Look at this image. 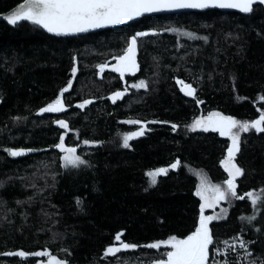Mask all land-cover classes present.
<instances>
[{
  "label": "trees",
  "instance_id": "trees-1",
  "mask_svg": "<svg viewBox=\"0 0 264 264\" xmlns=\"http://www.w3.org/2000/svg\"><path fill=\"white\" fill-rule=\"evenodd\" d=\"M20 1L0 0V13ZM138 32L148 33L137 38L138 68L121 77L111 70L114 57ZM99 65H106L102 73ZM69 80L66 110L41 113ZM177 80L195 95H185ZM140 81L145 88L134 87ZM116 92L123 96L113 103ZM262 97L260 5L245 15L215 9L147 15L71 37L0 21V264H42L51 256L61 264L159 260L166 248L147 245L185 237L198 222L197 173L220 187L226 180L220 160L229 137L192 131L193 119L215 111L251 123L264 112ZM85 100L92 103L78 107ZM142 127L144 134L124 147L123 137ZM60 135L83 164L65 166L56 147ZM13 147L30 153L11 156ZM234 162L243 170L236 192L245 198L229 196L224 216L209 222L208 264H264V132H241ZM159 168L168 172L151 186L146 173ZM250 192L261 197L255 206ZM119 233L136 247L106 256ZM20 251L28 255H7Z\"/></svg>",
  "mask_w": 264,
  "mask_h": 264
},
{
  "label": "snow or ice",
  "instance_id": "snow-or-ice-1",
  "mask_svg": "<svg viewBox=\"0 0 264 264\" xmlns=\"http://www.w3.org/2000/svg\"><path fill=\"white\" fill-rule=\"evenodd\" d=\"M264 5V0H25V3L18 10H14L12 14L7 15L4 19L10 25H16L18 22L27 21L45 29L49 33L56 35H71L76 33H84L90 29L104 28L110 25H120L128 21L134 20L146 13H156L162 11H171L176 9H237L242 13H250L253 11L254 4ZM148 35L145 32H138L133 36L123 55L114 57L117 63L112 67V71L124 76L126 72L133 73L137 70L136 49L137 38ZM102 73L106 65H99ZM76 68L72 69V76L75 77ZM181 85V91L187 96H194L195 89L186 84L182 80H177ZM72 87V80L68 85L60 91L57 98L49 103L46 107L40 109L41 113H59L66 110L63 101L64 93L68 92ZM136 88H145L144 81L134 85ZM122 92H116L112 97L113 103L122 98ZM261 99H264L262 97ZM92 103L85 100L78 107L84 108ZM59 127L68 129V124L63 121H57ZM130 123H140L139 121H130ZM154 123V121H153ZM264 112L260 114L259 119L248 123L241 122L232 117H227L219 112L209 113L207 117L197 119L190 126L192 131L201 129L205 132H218L221 136L229 137L231 146L227 150V156L222 161L225 171L229 178L225 181L226 189H222L218 185H210L203 175L200 176V184L197 188L196 195L203 201L200 205V221L199 226L187 238L180 239L176 236L170 237L167 241L157 242L147 245V247L159 249L161 244L170 246L171 250L166 253V260H159L157 264H208L209 246L213 243L212 236L209 231V222L217 219L216 216H205L204 210L215 208L220 201L226 200L229 196L237 199H244L236 192V178L243 175V170L234 162L239 152L240 133L254 129L256 132H264ZM175 129L176 125H172ZM235 130V131H234ZM144 127L140 131L127 134L123 137V146L128 147L129 141L137 136L144 134ZM87 144L88 142L85 141ZM65 155L63 160L65 166L77 167L84 161L76 155L75 148H66L64 145V136L60 137V143L56 145ZM11 156L24 155L23 150H8ZM179 161L171 165L172 169L179 166ZM167 168H159L146 173L149 177L151 186L157 183V177L166 175ZM211 193V195H209ZM255 206L261 199L255 193L246 194ZM255 219V216L247 218ZM122 233L115 236V240L119 242L120 247H109L105 255L115 254L122 249L135 248V245L124 243L121 240ZM243 247V245H241ZM7 255H16L25 257L23 251L16 253H7ZM36 257L50 256L47 252H36ZM48 264H61L56 257L51 256Z\"/></svg>",
  "mask_w": 264,
  "mask_h": 264
},
{
  "label": "rangeland",
  "instance_id": "rangeland-1",
  "mask_svg": "<svg viewBox=\"0 0 264 264\" xmlns=\"http://www.w3.org/2000/svg\"><path fill=\"white\" fill-rule=\"evenodd\" d=\"M173 32H174V33L177 32V29L173 30ZM230 80H231V83H232V87H234V79H233L232 77H230ZM233 90H234V88H233ZM234 93H235V90H234ZM53 101H54V100H53ZM50 103H51V102H50ZM46 106H47V105H46ZM46 106H45V107H46ZM43 108H44V107H43ZM212 112H215V111H209V112H206V113L203 114V115H200V116L194 118L193 121H192V124H193V122H194L195 120L200 119V118L207 117V116L209 115V113H212ZM227 117H228V116H227ZM259 117H260V116H258L257 119H259ZM257 119H256V120H257ZM192 124H191V125H192ZM234 131H235V130H234ZM61 136H62V135H60V137H61ZM229 141H230V145H229V147H230V146H231V140H230V138H229ZM58 143H60V138H59ZM58 143H57V144H58ZM65 147H66V148H72V147H69V146H66V145H65ZM58 149H59V148H58ZM59 150H60V149H59ZM60 151H61V150H60ZM64 155H65V153H63V152L61 151V157H62V161H63V162H64V160H63V156H64ZM225 158H226V156H224V157L220 160V165H221V167H222V169H223L224 171H225V169H224V167H223L222 161H223ZM64 163H65V162H64ZM225 172H226V171H225ZM201 175H202V174L199 173V172H198L197 175H196V184H195V188H194V194L196 193L197 188H198V186H199V184H200V176H201ZM204 177H205V176H204ZM228 178H229V176H228V173L226 172V180H227ZM226 180H225V181H226ZM207 181H208V180H207ZM225 181H224V185L221 186L222 189H226V187H227V185L225 184ZM208 183H209L210 185H217V184L211 183V182H209V181H208ZM218 186H220V185H218ZM224 186H225V187H224ZM195 195H196V194H195ZM209 195H211V193H209ZM196 196H197V195H196ZM197 198H198V200H199V209H200V205H201V203H203V201L200 199L199 196H197ZM223 201H224V200H223ZM223 201H220L219 204H217L215 208H208V209H205L203 214H204L205 216H216V217H218V218L223 217L224 214H225V212H226V208H225V206L222 205ZM200 215H201V212H200ZM200 215H199V217H198V222H197V224H196V226H195V228L193 229L192 232H194L195 229H196V227L199 226ZM218 218H217V219H218ZM214 220H215V219H214ZM192 232H191V233H192ZM191 233H190V234H191ZM190 234H188V235H190ZM116 235H117V234H116ZM188 235H187V236H188ZM187 236H185V237H177V238L184 239V238H187ZM170 237H172V236H169V237H167L166 239H163V240L155 241V242H153V243L167 241ZM109 247H120V244H119V242H117V243H115V244H112V245L106 246L105 249H104V251H103V254H105L106 250H107ZM161 247H165V248H166V251H164V252L162 253V258H159V260H166V259H167V257H166V253H167L168 251H170L171 248H170V246L165 245V244H161ZM159 260L153 261L152 264H157V261H159ZM48 261H49V258L46 259L45 262H41V263H42V264H48Z\"/></svg>",
  "mask_w": 264,
  "mask_h": 264
},
{
  "label": "water",
  "instance_id": "water-1",
  "mask_svg": "<svg viewBox=\"0 0 264 264\" xmlns=\"http://www.w3.org/2000/svg\"><path fill=\"white\" fill-rule=\"evenodd\" d=\"M24 3H25V0H21L20 2L16 3L15 5H13L12 7H10L9 9H7L6 11L1 12L0 13V21L5 22L6 24H8L7 23V20L4 19V17L7 16V15L12 14L14 10H18L20 8V6L22 4H24ZM254 5H260L261 7L264 8V5L259 4V3L254 4ZM205 10H210V9H176V10H171V11H162V12H156V13H146L143 16L154 15V14H168V13H175V12H182V11H205ZM215 10H220V11H234V12H237V13H240V14H244V15L245 14H249V13H242V12H240L237 9H215ZM140 17H142V16H140ZM140 17H138V18H140ZM138 18H136V19H138ZM136 19H134V20H136ZM134 20L128 21V22H126L124 24H120V25H110V26H107V27H104V28L90 29L89 31L84 32V33H76V34H71V35H59V36L56 35V34H54V33H49L45 29H43V28H41L39 26L38 27L43 32H45L46 34L51 35V36H55V37H71V36H75V35H84L86 33L92 32V31H99V30H102V29L121 27L123 25H126L127 23H130V22L134 21ZM18 23H20V22H18ZM29 23H31V22H29ZM8 25H10V24H8ZM10 150H16V151L23 150L25 154L24 155H21V156H25V155H27V154L30 153V149L28 147H13ZM21 156H16V157H21Z\"/></svg>",
  "mask_w": 264,
  "mask_h": 264
}]
</instances>
